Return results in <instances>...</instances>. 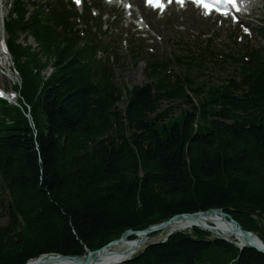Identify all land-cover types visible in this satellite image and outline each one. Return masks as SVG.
I'll use <instances>...</instances> for the list:
<instances>
[{"label":"trees","instance_id":"16d2710c","mask_svg":"<svg viewBox=\"0 0 264 264\" xmlns=\"http://www.w3.org/2000/svg\"><path fill=\"white\" fill-rule=\"evenodd\" d=\"M18 10L10 45L32 121L0 107V264L85 255L128 229L212 208L264 234V58H237L217 83L211 52L182 49L172 61H187L185 73L172 75L149 54V80L124 88L112 68L87 61L88 41L60 39L24 3ZM19 32L38 49L17 43ZM194 234L176 232L121 264H264L253 248Z\"/></svg>","mask_w":264,"mask_h":264},{"label":"rangeland","instance_id":"374dc122","mask_svg":"<svg viewBox=\"0 0 264 264\" xmlns=\"http://www.w3.org/2000/svg\"><path fill=\"white\" fill-rule=\"evenodd\" d=\"M11 1L12 0H6V1L3 2V3L6 4V7L4 9V14L5 15H7L8 11L11 10V8H10ZM37 1L44 2L45 0H37ZM66 2H69V0H66ZM107 10L108 11H110V10L113 11V10H115V7H113V6L112 7H107ZM105 18H107V16H105ZM189 18H194L196 20V18L193 17V15H191V14L189 15ZM6 20H8V19L6 18ZM180 20H181L180 17H174V16L171 15V16L168 17L167 21L157 22L156 27L158 28V30L160 32L165 33V35L167 37V44L165 46V50L164 51L160 50L159 46L156 47V48H158V55L160 57H169V58H171L173 55H176V56L180 55V50H178V47H177L178 42L179 43L180 42H185L186 44H189L193 49H197L198 46L196 45V41L193 40V38L191 37V32L192 31H196L197 29H200V27H204V30H202L201 32H211L212 29L214 28L213 25H210V24L206 25V23L203 22V21L195 22V24H193L191 22H188L187 23L188 24L187 30L186 31H182L180 29V26L181 25H185V24L181 23ZM187 20L189 21V19H187ZM105 21L109 22V20H105ZM121 21H123L125 23L124 17L120 18V22ZM125 24H127V23H125ZM254 25L257 26V23L254 22ZM129 32H130V35H132V34L134 35L132 37L134 39V42L136 43V39L141 37L139 32H138V29L135 28L133 26V24H131L130 27H129ZM113 33H116V31H114ZM219 33H220L219 34L220 36H225L226 37L227 44H226L225 49L223 50L224 53L226 55H228L231 52V50H234V51H232V55L238 57V54H239L238 50H241V48L238 47V46L235 47L234 42H232L230 40V36L228 35L227 32H219ZM161 36H163V34H161ZM154 39L157 40V38H154ZM19 42L24 44V45L26 43H29L33 47H37L35 41L31 37L30 38L26 37L24 33H22L20 35ZM137 42H145V41H143L141 39H138ZM146 46H148L149 49H151V50L153 48L151 44H148ZM119 48L122 51L126 52V53L129 50V49L126 50L125 47H122L120 45H119ZM161 52H164V53L161 54ZM218 53L222 54V51H219ZM143 56L144 55L142 54V57ZM132 59L133 58L131 56H127V59H126V61L123 64V67L115 66V75H116L115 83L117 85H122V86H126L128 88H132L134 85H141L145 81L149 80L147 78V73H146V68H147V64H148L147 60L148 59L147 58L146 59H141L137 64H136L135 61L132 63ZM187 65H188L187 61H181L180 63H177V62L173 61L172 65L169 67V71H171L172 73H176V74L185 73V68L184 67L187 66ZM211 67H213L214 70H210V71H212V74L209 75L210 76L209 78L213 82L220 83V82H223L227 77H230L231 71L233 70L234 66L232 67L231 65H229V67L225 71H222L221 69H218L217 66L211 65ZM50 73H51L50 70H48V72H46V76H48V74L50 75ZM202 74H207V73L206 72H202ZM204 78H208V76L205 75ZM200 79H202V78H200ZM11 86H12V83L9 81V79L5 75L2 74V70L0 69V87L10 89ZM120 107H124L122 102L120 103ZM194 213H196V212H189V213H182V214H194ZM174 216H172V217H174ZM6 222H7V219L3 218V219L0 220V225H5ZM261 225L262 224L260 223L259 226L262 228V226H264V225H262V226ZM240 227L242 229H244L241 225H240ZM196 228H199V230H201V231L202 230H204V231H208L209 230V229H202L200 227L194 226L191 230L176 231V232H182L184 234H188V236L196 238L195 234H194V231H196ZM244 230L245 231H250V230H246V229H244ZM129 231H131V229L126 230L125 232H123L121 237L110 241V243L111 242H115V241H117V240H119L121 238L123 239L124 235L127 234V232H129ZM176 232L168 233L165 236H160L162 234V232H159V231L151 233L150 236H149V242H147V244L144 245L139 251L145 249L151 243L166 242L168 240V238L172 234H174ZM250 232H253V231H250ZM253 233H255L258 236V238L262 241V243L264 244V240H263L264 239V234L263 235H262V233L258 234L257 232H253ZM209 234H210L209 237L211 239L217 238V237L223 238L222 235H217V234H214L212 232H209ZM223 239H228V238L224 237ZM245 248H249V247H245ZM250 248H252V247H250ZM244 249H240V250H244ZM253 249H255L258 252L264 254V252H261V251H259L256 248H253ZM139 251H137V252H139ZM220 252L221 251H219L218 254ZM134 255H132L129 258L131 259L132 257H134ZM130 259H125V260H123V262L124 261H128Z\"/></svg>","mask_w":264,"mask_h":264},{"label":"bare ground","instance_id":"6f19581e","mask_svg":"<svg viewBox=\"0 0 264 264\" xmlns=\"http://www.w3.org/2000/svg\"><path fill=\"white\" fill-rule=\"evenodd\" d=\"M135 1L137 3L140 2V0H135ZM139 7L141 13L143 14L147 13L148 16H152L151 11L145 9L142 5H140ZM11 97L12 99L17 100V96L15 94H12ZM26 102L27 100L23 98L20 101V104ZM29 106L31 107L32 105L29 104ZM196 125L198 126V123H196ZM8 198L11 202L12 197H10L9 194H8ZM212 209L204 211L205 213H199L194 217L183 216V217L174 218L166 226H164L161 230H159L160 232H162L160 236H165L168 233H173L176 231L191 230L194 226H197L202 229H209L208 230L209 232H212L217 235H222L223 237L228 238L234 242H237L238 244H245L247 243V241L250 242L257 241L255 234L250 235L249 237L247 235L245 236L239 233L236 229H234L235 228L234 225L228 224L227 222L228 218L222 216L221 212H208ZM223 212L226 213L224 210ZM1 213L2 211H0V214ZM134 236L129 235L127 236V238L121 239L120 243L107 247L100 252L93 254L87 252V254L81 255L72 260L59 259L53 256L41 257L42 256L41 255L38 258L30 259L26 264H116L117 262H120L129 256H132L137 251H139L147 242H149L150 234H148L147 232Z\"/></svg>","mask_w":264,"mask_h":264},{"label":"water","instance_id":"95a60500","mask_svg":"<svg viewBox=\"0 0 264 264\" xmlns=\"http://www.w3.org/2000/svg\"><path fill=\"white\" fill-rule=\"evenodd\" d=\"M208 212H221V215L224 216V217H227V222L228 224H232L234 225V229H236L239 233L243 234V235H247L250 237V235H253L255 233H251L250 231H245L244 229H242L240 227V224L234 220V218L229 215V214H226L223 212L222 209H212ZM199 213H205L204 211H200V212H196L194 214H178V215H175L174 217L164 221V222H161V223H158V224H154V225H151L150 227L146 228V229H143V230H139V231H134V230H131L129 232H127V234L124 235V239L127 238V236H134V235H140V234H143L144 232H147L148 234H151V233H154L156 231H159L161 230L164 226H166L171 220H173L174 218H178V217H183V216H190V217H194L195 215L199 214ZM255 237L257 238V241L256 242H250V241H247V243L245 244H238L232 240H229V239H226L228 242H230L231 244L233 245H236L237 247H239L240 249H244L245 247H252V248H256L258 249L259 251L261 252H264V244L262 243V241L258 238V236L255 234ZM122 239V238H121ZM121 239L115 241V242H111L109 244H107L106 246L102 247L101 249L99 250H96V251H91L89 249H87V252H89L90 254H93V253H97V252H100L102 251L103 249L107 248V247H110L112 245H115V244H118L120 243ZM147 244V243H146ZM145 244V245H146ZM151 244H155V243H151ZM263 244V245H262ZM134 255V254H133ZM43 256H53V257H56V258H59V259H67V260H72V259H75L79 256L77 255H62V254H58V253H49V254H45V255H42L41 257ZM131 257V256H129ZM129 257L125 258V259H130ZM124 259V260H125ZM119 262H117L118 264Z\"/></svg>","mask_w":264,"mask_h":264},{"label":"snow or ice","instance_id":"6c2138e0","mask_svg":"<svg viewBox=\"0 0 264 264\" xmlns=\"http://www.w3.org/2000/svg\"><path fill=\"white\" fill-rule=\"evenodd\" d=\"M75 2L77 5H79L81 0H75ZM145 2L161 11L164 10L165 4L163 0H145ZM168 2L171 3L172 0H168ZM177 2L183 4L184 0H177ZM193 2L198 6L203 7L205 9L206 15L210 14L213 9L217 12H220L222 15H228V5H231L237 11H239L237 0H193ZM221 5L224 7L221 8ZM245 31H248V29L245 28ZM0 95H2V93H0Z\"/></svg>","mask_w":264,"mask_h":264}]
</instances>
